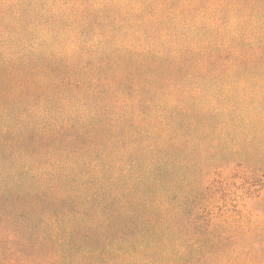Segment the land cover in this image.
<instances>
[{
	"label": "trees",
	"instance_id": "1",
	"mask_svg": "<svg viewBox=\"0 0 264 264\" xmlns=\"http://www.w3.org/2000/svg\"><path fill=\"white\" fill-rule=\"evenodd\" d=\"M255 172L264 0H0V264H264Z\"/></svg>",
	"mask_w": 264,
	"mask_h": 264
},
{
	"label": "rangeland",
	"instance_id": "2",
	"mask_svg": "<svg viewBox=\"0 0 264 264\" xmlns=\"http://www.w3.org/2000/svg\"><path fill=\"white\" fill-rule=\"evenodd\" d=\"M237 177L235 180L236 185L238 187H241V177L244 173H248L251 177V172L250 170L252 168L255 169V165L252 164H242L240 166H237ZM254 189L250 188L249 190H245L244 188L242 191L237 192L238 195L241 196L242 200L239 203V207L242 210H247V214L244 219L247 227H252L254 231V236L253 237H245V239L249 242L252 243L255 246V242L257 241V232L259 231V228H262L264 231V190L262 191V194L260 197H257L256 194H258L257 191H260V186H258L260 183H262V180L257 177V173L255 172L254 175ZM255 192V193H254ZM241 193V194H240ZM234 198V197H232ZM234 205L236 204L235 202L233 203ZM264 235V234H263ZM254 260L253 264H255V254H254Z\"/></svg>",
	"mask_w": 264,
	"mask_h": 264
}]
</instances>
